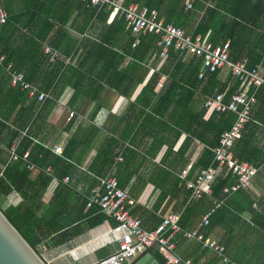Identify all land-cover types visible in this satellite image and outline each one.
<instances>
[{"label": "crops", "instance_id": "crops-1", "mask_svg": "<svg viewBox=\"0 0 264 264\" xmlns=\"http://www.w3.org/2000/svg\"><path fill=\"white\" fill-rule=\"evenodd\" d=\"M217 1L203 0L204 8L207 2L211 6ZM252 2L264 5V0ZM114 18L110 19L108 16L106 22L92 18L86 32L81 35L77 31L83 25L85 17L82 10H73L66 25H56L55 32L64 31L76 39L78 50H72L70 54L56 50L61 55L60 58H65V61L59 62L63 66L58 74L60 77H50L39 72V77H35L32 83L40 90L49 92L50 97L39 106L42 109L41 119L33 130L34 139L30 146L48 148L52 154L62 159L56 167L47 165L53 169V176L47 175L51 181L42 196V203L45 205L43 210H47L49 214L58 211V227L70 226L69 229L42 240L37 247L47 264H95L118 250L120 236L112 232L116 227L115 220L102 214L96 207L87 210L86 204L83 205L85 196L101 178L115 176L119 186L138 201L133 214L142 220L147 232L157 230L162 218L170 212L182 215L187 206L198 208V212L189 213L191 216L183 220L182 228L194 230L213 205L212 197L191 202L189 196L186 199L189 191L185 190L184 185L195 181L201 170L198 163L206 146L194 140L189 142L185 150L180 149L188 136L184 132L179 135L174 126L178 112H173L175 105L170 103L164 111V117L169 120L167 123L156 125L157 119H150L146 123V115L151 110L143 101L141 103V92L151 78L150 74L158 70L162 62L147 60L146 67L149 70L145 77H141V60L133 56V48L130 49L128 44L126 49L124 47V40L126 42L129 37L128 27L125 25L123 29L120 25L117 30L109 28ZM114 32H117V39L112 41L113 45H104L103 37ZM188 34L191 36V33ZM219 45L222 43L216 46ZM245 60L248 64L244 54L240 61ZM130 70L134 71L132 75ZM262 72L264 74L263 66ZM167 79L161 76L158 81L163 86ZM3 80V76H0V87ZM235 80L229 67L219 70L218 85H226L223 92L226 99ZM57 83V87L53 89ZM162 86L156 85L154 92L159 93ZM203 90L204 88L195 90L197 99H200L199 94ZM28 102L25 95L16 101L11 99L9 104H6L5 99L0 101V113L9 115L7 126H0V149L6 147L13 136V130L18 128L16 120L21 126L27 123L29 112L26 114L27 108L23 105ZM71 111L74 115L69 117ZM211 115L212 112L207 111L204 121H208ZM25 132L22 133L25 135ZM20 141L18 139L13 145L17 142L20 144ZM30 146L25 152L29 156L32 152ZM55 148H59L61 153H55ZM38 152L34 150L32 155L35 157ZM118 156L122 157L121 161L116 160ZM1 157L5 159V155ZM37 159H41V154H37ZM0 169H4L2 162ZM224 170L220 176L224 175ZM65 177H69L68 183L63 181ZM233 179L236 183L237 178ZM224 195L222 199H225V203L214 213L210 225L204 229V238L218 241L226 247L228 230L234 227L233 247L243 249L239 255L243 259L241 264H264V232L255 223V217L260 223L263 222L256 213L264 214V169L258 171L247 187ZM21 202L22 196L16 195L3 198L1 206L6 210ZM227 208L231 214L226 210L227 216L224 217L222 212ZM91 210H96L97 213L90 212ZM199 243L201 242L178 235L176 254L183 262L190 264H208L214 256L218 258V264H221V258L204 245V248L210 250V254L202 256L196 262L195 259L201 255L200 252H195ZM41 246H45L46 250H41ZM229 250L230 247L228 251L226 248L227 257L234 261Z\"/></svg>", "mask_w": 264, "mask_h": 264}, {"label": "trees", "instance_id": "trees-1", "mask_svg": "<svg viewBox=\"0 0 264 264\" xmlns=\"http://www.w3.org/2000/svg\"><path fill=\"white\" fill-rule=\"evenodd\" d=\"M124 1L126 4L133 2L139 6L157 9L159 17L163 18L165 23H173V25L182 28L186 34L191 33L192 37L200 34L203 39H210L211 41H209L214 46L230 41V59L233 62L242 60V55L245 54L248 60V68L253 69L262 61L264 54V5L262 3L256 5L252 2L253 0H218L211 6V3L207 2L208 5L204 8L203 0H195L194 6L186 9L185 0ZM0 5L4 6L10 14L9 21L0 28V57H5V60L0 63V76H3L4 79L0 87V101L5 99L6 104H9L11 99L16 101L24 95L29 99L28 104L23 105L27 108L26 114L29 112L27 123L21 126L16 120L15 123L18 128L12 129V138L10 137L4 149L2 147L0 149V162L4 163V169H0V207L2 208L1 201L3 198L22 196V202L19 205L10 206L6 210L3 209L4 215L22 239L37 251L42 240L70 228L69 224L58 227L56 224L58 211L55 214H49L47 210H43L45 205L42 203L44 191L51 181V178L43 170L47 165L56 167L62 159L52 154L48 148L31 145L32 152L28 160L38 167L39 171L27 170L26 162L23 159L10 162L9 148L14 142L18 139L21 140L18 149L21 156L33 142V130L40 123L42 109L39 106L42 104L39 103L37 97L29 98L28 91L22 90L19 85L12 84L7 67L12 63L13 70L24 72L26 80L30 83H33L35 77H39V72L48 74L50 77H60L58 74L59 71H62L63 66L59 62L65 61V58H59L54 63H50L49 56L44 53V48L48 45L54 50L62 51L63 54H70L72 50L75 52L78 50V41L67 32H55V26L66 25L73 10H82L85 20L77 31L82 35L86 32L88 22L92 18L96 21L106 22L109 13L104 9L85 8L80 0H0ZM120 25L123 29L125 25L128 27L129 37L126 42L124 40L125 49L127 48L126 44L130 49L133 48L132 43L135 38L128 23L121 16H116L109 28L117 30ZM116 36L117 32H114L103 37L104 45L112 44V41L117 39ZM158 39L159 36L151 34L141 36L138 46L132 49L133 56L137 60H141V77H145L149 70L146 67L147 60L152 59L160 62L157 57L158 47L156 46ZM262 66L264 67V63ZM132 71L130 70L131 75L134 73ZM201 71L202 64L199 59L185 58L178 52L171 50L159 69L150 74L149 77L151 78L141 92V103L143 101V104L151 110L146 115V123L150 119L152 121L157 119L156 125H162L169 121L164 117V111L170 103L175 105L173 112H178L174 126L179 135L184 132L189 137L180 149L185 150L189 146V142L194 140L206 146L198 163L202 169L213 163L214 150L219 147L222 135L232 129L237 116L233 113L212 112L210 119L204 121V116L209 111L204 105L206 99L223 93L226 85H218L219 70L215 73L206 72L204 78L199 79ZM161 76H166L167 82L162 86L159 93H155L154 88ZM58 83L53 89L57 87ZM239 86L240 82L235 80L233 87L227 93V100L239 89ZM198 88H204L199 94L200 99H197L198 95L195 93ZM253 93L255 103L250 109L248 123L243 129L240 139L235 143L233 153L241 161H247L264 169V143L262 144L264 141V88L260 87L257 90L252 88L248 94L252 95ZM202 96L204 97L202 98ZM199 104L201 105L199 106ZM15 106L12 107V111ZM6 114L0 113V126L3 128L7 126L6 121L9 119V115ZM23 131H27L25 135L22 133ZM34 150L39 151L35 157L32 155ZM37 154H41V159H37ZM2 155H5V159L1 157ZM110 159L113 163V159ZM224 172V175L218 177L213 187L214 199L224 198V188L233 185L235 182L233 179L235 177L230 171L225 169ZM96 183L98 184L99 180ZM189 195L190 192H187L186 199ZM85 204L86 198L83 201L84 206ZM226 210L231 212L229 208L225 209L222 212L224 217L227 216ZM90 212L97 213L96 210ZM192 212H198V208H190L189 206L185 208L180 219L182 227L184 226L183 220L190 218L189 213ZM256 215L263 219V222L260 223L259 219L255 217L256 227L264 232V214L256 213ZM227 236V251L230 247L229 255L231 254V258L241 264L243 259H240L239 255L243 249L240 247L234 249L233 247L234 227L228 230ZM195 252L201 253L200 258L195 259L196 262L202 256L210 254V250L204 248L202 243H199ZM152 253L160 264H164V260L157 250H152ZM208 264H218V258L212 257Z\"/></svg>", "mask_w": 264, "mask_h": 264}, {"label": "built area", "instance_id": "built-area-1", "mask_svg": "<svg viewBox=\"0 0 264 264\" xmlns=\"http://www.w3.org/2000/svg\"><path fill=\"white\" fill-rule=\"evenodd\" d=\"M80 1L85 8L104 9L109 13L110 19L121 16L128 23L135 38L132 43L133 48L138 46L141 36L147 34L159 36L156 46L158 47L157 57L160 62L167 59L171 50L180 55L199 59L202 64L199 79H203L206 72L215 73L225 67L230 68L233 77L240 82L239 89L228 100L225 93H218L207 98L204 105L211 112L235 114L237 116L236 123L229 132L222 135L219 147L214 150L213 163L209 167L201 169L195 181L186 183L184 188L190 192L189 202L200 201L205 197L213 198V187L223 169H227L233 177L237 178L236 183L224 189L226 195L247 187L261 167L236 158L233 148L248 123L250 109L255 103L254 93L248 94L250 89L264 88V74L262 72L264 54L262 61L255 68L250 69L247 67L246 60L231 61L229 41L214 46L200 35L192 37L173 23H165L163 18L159 17L157 9L139 6L133 2L126 4L124 0ZM194 3L195 0H185L186 9L192 8ZM207 5L208 3L205 4V6ZM9 17L7 9L0 5V28L6 25ZM45 54L49 56L51 63L61 57L59 52L49 46H45ZM4 60V56L0 57V63ZM7 70L10 72L12 84L19 85L22 90L28 91L30 97H37L40 104L50 97L49 92L41 91L28 82L24 72L13 70L12 63L8 65ZM162 84L158 81L156 85L161 87ZM68 115L72 117L74 112L71 111ZM19 145L17 142L9 148L10 162L23 159L26 162L27 170L39 171L40 169L28 160L29 153H24L23 156L18 153ZM54 152L61 153V150L55 148ZM116 160L121 161L122 157L118 156ZM43 172L53 176V169L50 167L45 168ZM63 181L68 183L69 177H65ZM89 192L85 197L86 209L96 207L102 214L115 220L116 227L112 232L120 236L118 250L95 264H130L143 253L152 252V250H157L163 258L164 264H190L187 261L183 262L176 254V237L178 235L187 240H197L203 243L205 247L211 249L221 258V264H237L227 257L224 245L215 240L205 239L203 235L204 229L210 225L214 213L224 205L225 199L213 198L212 207L205 212L194 230L183 229L180 225L181 213L170 212L162 218L161 225L157 230L147 232L143 228L142 220L133 214L138 201L119 186L115 176L110 175L99 179V183L92 187ZM41 250L45 251L46 247L41 246Z\"/></svg>", "mask_w": 264, "mask_h": 264}, {"label": "water", "instance_id": "water-1", "mask_svg": "<svg viewBox=\"0 0 264 264\" xmlns=\"http://www.w3.org/2000/svg\"><path fill=\"white\" fill-rule=\"evenodd\" d=\"M0 264H47L10 224L0 207ZM130 264H160L151 251L143 253Z\"/></svg>", "mask_w": 264, "mask_h": 264}, {"label": "clouds", "instance_id": "clouds-1", "mask_svg": "<svg viewBox=\"0 0 264 264\" xmlns=\"http://www.w3.org/2000/svg\"><path fill=\"white\" fill-rule=\"evenodd\" d=\"M8 11V10H7ZM46 46H48V45H46ZM50 47V46H49ZM53 49V48H52ZM44 50H45V48H44ZM45 53V52H44ZM47 55V54H46ZM51 63V62H50Z\"/></svg>", "mask_w": 264, "mask_h": 264}]
</instances>
